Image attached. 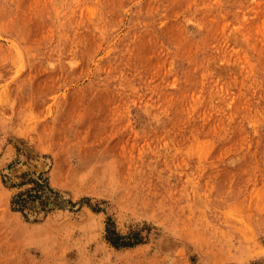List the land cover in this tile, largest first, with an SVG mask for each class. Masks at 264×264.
<instances>
[{
	"label": "rangeland",
	"instance_id": "374dc122",
	"mask_svg": "<svg viewBox=\"0 0 264 264\" xmlns=\"http://www.w3.org/2000/svg\"><path fill=\"white\" fill-rule=\"evenodd\" d=\"M0 264H264V0H0Z\"/></svg>",
	"mask_w": 264,
	"mask_h": 264
},
{
	"label": "trees",
	"instance_id": "16d2710c",
	"mask_svg": "<svg viewBox=\"0 0 264 264\" xmlns=\"http://www.w3.org/2000/svg\"><path fill=\"white\" fill-rule=\"evenodd\" d=\"M106 239L108 242H110L112 245L119 247V246H131L135 243H138L139 241H132L128 237L121 235L118 233L115 228L112 226V223L108 220L106 223Z\"/></svg>",
	"mask_w": 264,
	"mask_h": 264
}]
</instances>
